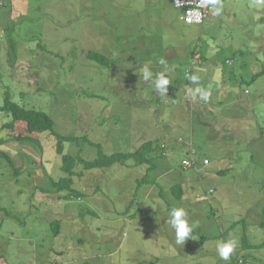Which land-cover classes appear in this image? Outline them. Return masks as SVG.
<instances>
[{"label": "rangeland", "instance_id": "obj_1", "mask_svg": "<svg viewBox=\"0 0 264 264\" xmlns=\"http://www.w3.org/2000/svg\"><path fill=\"white\" fill-rule=\"evenodd\" d=\"M6 1L0 106L8 93L46 112L56 133L75 138L63 152L85 160L170 144L165 156L158 148L137 163L75 165L79 195L65 197L50 182L65 176L56 136L25 140V124L0 111V264H264V74L251 81L264 70V7L220 0L221 15L210 8L205 23L186 24L170 0ZM161 60L173 77L198 65L191 74L203 88L221 99L231 92L218 119L209 115L214 99L182 103L143 79V65L156 73ZM184 158L196 164L185 168ZM177 206L198 225L180 245L166 223ZM222 239L237 241L228 261L215 249Z\"/></svg>", "mask_w": 264, "mask_h": 264}, {"label": "trees", "instance_id": "obj_2", "mask_svg": "<svg viewBox=\"0 0 264 264\" xmlns=\"http://www.w3.org/2000/svg\"><path fill=\"white\" fill-rule=\"evenodd\" d=\"M2 9H7V11H8V4L4 5L2 7ZM259 21H260V23H262L264 25V14H262ZM193 52L195 53V50ZM191 54H192V52H191ZM86 56L88 59H90L92 61H98L100 63H107L108 62L106 56L99 53V52L89 51V52H87ZM191 59H194V58L191 56ZM228 60L229 59H227L226 62ZM191 64H192V61H191ZM190 67H192V66H190ZM190 74H191V69L187 70L184 75H177L176 74L175 78L178 80H181V81H187L188 82V80L186 79V76H188ZM262 74H264V70L257 72L252 77L251 81L255 80L257 77H259ZM226 81H228V80H225V82ZM174 82H175V80L172 81V83H174ZM171 87H172V85H171ZM178 88H180V85L173 86V90L171 91V93L176 92V89H178ZM229 96H232V94H230ZM157 99H158V97L155 100H157ZM155 102L158 105L160 103V101H155ZM157 110H158V108H156L155 112ZM0 111H5L7 114H9L11 116L12 122L20 121V122H23L25 124V132H27V135L25 136V140L30 139V140L37 142V140L34 139L33 134L47 132V131L51 132V134H54L56 136V138H57L56 150H57L58 154H61L62 163H63L62 169L65 172V176L59 178L58 180L51 178L50 182H51L55 192L61 193V192L67 191L65 197L69 196L71 193H75L76 195H79L77 192L74 191L75 189H73V187H72L73 183H74V179L72 178V175L74 176L76 173L74 171L75 165L81 164L86 169L104 168V167H108L114 163L123 164V163H125V161H127L130 158L135 159L136 163H137L140 161L141 158H143L145 156L146 153H148L151 150H154V151L158 150V148H159V152L162 154V156L163 155L165 156V154H166L165 148L169 144L165 143L164 141L170 142V139H167L165 137L166 139H164V141H162V143L159 144V142L157 141L155 149H152V142L147 141V142H144L139 148H137L138 152H135V153H131V152H115V153H111V154L100 153L99 156L95 157L92 160H85L84 158H82L80 156H73V155H70V154L63 152V150H64L63 143L65 141H72L75 138L69 137V136H62V135L56 133L53 129L54 121H53L52 117L49 114H47L46 112H44L42 110H38V109H33V108H24V107L20 106L19 104L13 102L10 99V96L8 93H6L4 95V102H3L2 106H0ZM210 113L212 114V116L214 115L212 112H210ZM2 143H3V139L0 138V145ZM161 144H162V146H166V147H162ZM8 160L11 164H13V162L10 158H8ZM141 161H142V159H141ZM172 192L175 194V196L178 200H180L182 198L183 190H182L181 185L174 186L172 188ZM261 213L263 216V220L260 222V226L264 227V205L262 207ZM59 223L60 222L57 219L53 220L50 223L54 235H57L60 232V224ZM83 264H88V262H84Z\"/></svg>", "mask_w": 264, "mask_h": 264}, {"label": "clouds", "instance_id": "obj_3", "mask_svg": "<svg viewBox=\"0 0 264 264\" xmlns=\"http://www.w3.org/2000/svg\"><path fill=\"white\" fill-rule=\"evenodd\" d=\"M203 4L210 6L214 15H221L224 5L220 0H203ZM182 6V5H180ZM256 7H264V0H256ZM189 22L191 20L189 19ZM160 63L164 65V70L154 73L151 68L145 64L142 67V77L145 81H151L153 89L162 96H167L168 86L172 82L170 79L171 69L166 65L165 61L161 60ZM186 79L190 81L191 85H197L195 87L185 86V91L190 99H196L197 97L207 103L211 97V91L198 86L200 77L196 74H190L186 76ZM166 147V146H162ZM171 228L175 232L176 244H184L186 239L192 236L193 229L198 225L190 223L188 219V213L183 207H173L166 220ZM237 246L235 239H222L217 240L215 243V249L220 259L228 261L234 253Z\"/></svg>", "mask_w": 264, "mask_h": 264}, {"label": "built area", "instance_id": "obj_4", "mask_svg": "<svg viewBox=\"0 0 264 264\" xmlns=\"http://www.w3.org/2000/svg\"><path fill=\"white\" fill-rule=\"evenodd\" d=\"M175 8L181 11V19L186 24H203L207 11L211 8L203 4V0H170ZM182 5V6H180ZM189 19L191 22H189ZM196 164L194 158H184L182 165L185 168H192ZM203 164H208V159H203ZM212 191V190H211ZM210 191V192H211Z\"/></svg>", "mask_w": 264, "mask_h": 264}, {"label": "crops", "instance_id": "obj_5", "mask_svg": "<svg viewBox=\"0 0 264 264\" xmlns=\"http://www.w3.org/2000/svg\"><path fill=\"white\" fill-rule=\"evenodd\" d=\"M47 1H52V0H47ZM8 1H6V0H0V8H2L4 5H7L8 3H7ZM13 6V5H12ZM179 10V9H178ZM180 11V10H179ZM180 19H181V12H180ZM27 45H25V47H26ZM200 56L198 55L197 57H196V59L197 58H199ZM194 67H198V65H196V66H193V67H190V65L189 66H187V65H185L184 66V69H185V72L187 71V70H190V69H192V68H194ZM190 68V69H189ZM170 79L173 81V80H175V82L174 83H170L169 84V86H168V92H170L171 93V91L173 90V86H177V85H180V88H178V89H176V92H174V94L175 93H178V95H176V96H178L179 97V99H180V101L183 103H185L187 100H188V96H187V94H185L186 93V91H185V86L187 85V86H190V87H195V86H197V85H191L190 84V82L188 81H181V80H178V79H176L175 77H173V76H171L170 75ZM201 80V79H200ZM171 85H172V87H171ZM198 86H201V87H204L200 82H199V85ZM226 91V90H225ZM226 94H227V98H222L224 101L225 100H228V99H230L231 98V96H229L230 94H231V92L228 90V91H226ZM229 96V97H228ZM221 97H223V95H221ZM174 99V98H173ZM211 99H214V101L213 100H211ZM222 99L219 97V95H212L211 94V97H210V100L207 102V103H210V101H211V103H212V101H213V104H214V109H213V111L212 110H210V112H212L214 115V117H216L217 119H218V111H219V109H222V111L224 110L223 109V107H221L220 105H222L224 102H221L222 101ZM203 103H205L204 101H203ZM209 112V115H211L212 116V114ZM231 119V118H230ZM190 135H192L191 133H190ZM178 140H179V138H178ZM180 141V140H179ZM195 139H193L192 137H191V139H190V142L191 143H193V144H196L195 142ZM170 144V143H169ZM169 146V145H168ZM167 146V147H168ZM171 148H174V146H171ZM154 167H155V165H154Z\"/></svg>", "mask_w": 264, "mask_h": 264}, {"label": "bare ground", "instance_id": "obj_6", "mask_svg": "<svg viewBox=\"0 0 264 264\" xmlns=\"http://www.w3.org/2000/svg\"><path fill=\"white\" fill-rule=\"evenodd\" d=\"M173 5V4H172Z\"/></svg>", "mask_w": 264, "mask_h": 264}]
</instances>
